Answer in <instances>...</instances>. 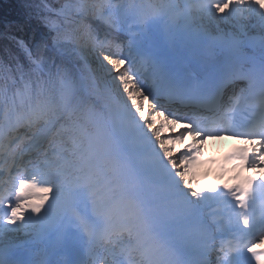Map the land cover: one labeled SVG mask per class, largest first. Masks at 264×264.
I'll list each match as a JSON object with an SVG mask.
<instances>
[{
    "label": "snow or ice",
    "instance_id": "snow-or-ice-1",
    "mask_svg": "<svg viewBox=\"0 0 264 264\" xmlns=\"http://www.w3.org/2000/svg\"><path fill=\"white\" fill-rule=\"evenodd\" d=\"M56 15L50 44L18 41L27 68L0 61V264H264V175L203 188L193 172L225 137L250 146L228 160L264 172V0H66ZM66 249L85 258H49Z\"/></svg>",
    "mask_w": 264,
    "mask_h": 264
},
{
    "label": "trees",
    "instance_id": "trees-1",
    "mask_svg": "<svg viewBox=\"0 0 264 264\" xmlns=\"http://www.w3.org/2000/svg\"><path fill=\"white\" fill-rule=\"evenodd\" d=\"M65 2L66 0H0V61L13 67L19 62L27 68L29 61L18 41H22L33 51L44 42L50 44L52 33L46 26L44 17L60 21L62 18L56 13ZM45 4L51 12L44 8Z\"/></svg>",
    "mask_w": 264,
    "mask_h": 264
},
{
    "label": "rangeland",
    "instance_id": "rangeland-1",
    "mask_svg": "<svg viewBox=\"0 0 264 264\" xmlns=\"http://www.w3.org/2000/svg\"><path fill=\"white\" fill-rule=\"evenodd\" d=\"M89 22H92V23H94V20H90ZM223 26V25H222ZM97 30H98V33H99V35L101 36V37H103L104 35H105V33H106V31H107V29H106V27L103 25V24H101V23H99V24H97ZM31 31V30H30ZM30 31H29V33H30ZM119 38H121L122 40H126L122 35H119L118 36ZM45 38H47L48 39V37H45ZM45 40V39H44ZM114 51V50H113ZM105 65H106V62H105ZM93 66H94V64H93ZM106 67H108V68H110V66H108V65H106ZM109 79H111V78H113V77H115L116 76V73L115 72H110L109 74ZM117 84L119 83L118 81L116 82ZM121 93H122V89H121ZM125 99H126V96H125ZM176 154L178 155L181 151H182V147L179 145L177 148H176ZM199 182H201V181H199ZM202 183V182H201ZM205 183H202V187H204L205 188ZM23 235L22 234H17V237H16V239H19V238H21Z\"/></svg>",
    "mask_w": 264,
    "mask_h": 264
},
{
    "label": "bare ground",
    "instance_id": "bare-ground-1",
    "mask_svg": "<svg viewBox=\"0 0 264 264\" xmlns=\"http://www.w3.org/2000/svg\"><path fill=\"white\" fill-rule=\"evenodd\" d=\"M244 23L247 25V27H248L250 30H252V25L255 24V20L245 21ZM222 27H224L225 30H227L230 26H229V25H223ZM253 31H254V30H253Z\"/></svg>",
    "mask_w": 264,
    "mask_h": 264
}]
</instances>
